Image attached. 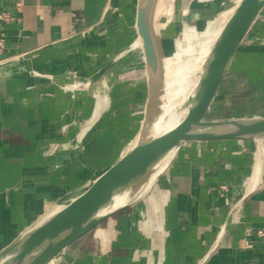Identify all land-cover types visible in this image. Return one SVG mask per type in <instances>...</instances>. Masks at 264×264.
<instances>
[{
	"label": "crops",
	"instance_id": "obj_1",
	"mask_svg": "<svg viewBox=\"0 0 264 264\" xmlns=\"http://www.w3.org/2000/svg\"><path fill=\"white\" fill-rule=\"evenodd\" d=\"M15 1L0 0V14L13 16L0 25V250L120 159L147 99L142 53L133 47L137 0H23L18 14ZM258 40L264 7L237 49L250 50L245 41L259 49L253 83L231 85L227 76L207 112L214 105L216 115L226 108L229 116L208 120L264 117ZM128 75L136 89L122 84ZM72 79L76 90L66 87ZM87 80L93 93L79 92ZM236 92L258 103L222 107ZM258 231L264 233V138L186 141L163 158L131 206L48 264H264Z\"/></svg>",
	"mask_w": 264,
	"mask_h": 264
},
{
	"label": "water",
	"instance_id": "obj_2",
	"mask_svg": "<svg viewBox=\"0 0 264 264\" xmlns=\"http://www.w3.org/2000/svg\"><path fill=\"white\" fill-rule=\"evenodd\" d=\"M161 0H137L135 30L141 42L147 99L138 134L128 150L87 191L0 250V264H48L68 245L131 206L155 166L186 141H254L264 138V117L208 120L205 115L237 49L264 7L243 0L234 19L217 38L205 69L202 95L177 125L159 135L152 125L163 113L166 62L157 30ZM124 197L122 200H118ZM118 200V201H117Z\"/></svg>",
	"mask_w": 264,
	"mask_h": 264
},
{
	"label": "rangeland",
	"instance_id": "obj_3",
	"mask_svg": "<svg viewBox=\"0 0 264 264\" xmlns=\"http://www.w3.org/2000/svg\"><path fill=\"white\" fill-rule=\"evenodd\" d=\"M242 2L243 0H161L165 11L163 10L164 13L161 12L156 19L158 34L165 57L171 61V65L169 63L171 72L175 78L179 79L174 78L176 83L173 89L174 104L180 108L182 113H185H183L185 116L193 110L202 95L205 69L208 68L211 61L213 46L223 30L234 19ZM228 17L229 19L226 20ZM246 44L245 41L242 47H248L250 50L244 52L241 48L237 51L227 72L229 79L232 78L231 85L246 79L252 85L253 72L257 68L255 66L262 61L259 49L255 51L252 44L250 46H246ZM256 44L258 47H264V40H258ZM133 47L136 48L135 43H133ZM173 63L175 65H172ZM122 79L123 85L130 82L132 88H137V83L130 81L132 76L128 75ZM227 83L228 81L223 82V85H227ZM232 88L234 89V87ZM79 89V92L90 93L93 84L89 80L83 81V85ZM245 98H249L247 92H236L225 97L226 101L223 102L222 107L229 105L234 110H238L244 104L258 103L256 99L252 102L248 101L249 103L244 102ZM256 98H260V96ZM260 101L264 103V100ZM214 109L213 105L211 111L206 113L205 119L229 116L226 108H223L224 112L221 111L218 115ZM259 109L264 111V107ZM141 117V111L135 110L133 119L136 125H139ZM61 208L50 214V217Z\"/></svg>",
	"mask_w": 264,
	"mask_h": 264
},
{
	"label": "bare ground",
	"instance_id": "obj_4",
	"mask_svg": "<svg viewBox=\"0 0 264 264\" xmlns=\"http://www.w3.org/2000/svg\"><path fill=\"white\" fill-rule=\"evenodd\" d=\"M205 1H207V0H205ZM163 6L164 5H162V4L159 5L158 12H157L158 17H159V14L161 12L164 13L163 10L165 8ZM169 16H170V14H169ZM162 24H164V23H162ZM157 30H158V28H157ZM135 47L138 48L141 51V53H142L141 42H140L138 37L136 38V41H135ZM141 58H142V61H143V54H142ZM174 81H175V79H174V76H173V74L171 72V66L169 65V63L167 61L166 62V86H165V89H164V96H163V101L164 102H163V106H162L163 113L157 119V121H155L154 124L152 125L151 131H152L153 135H159V134L164 133L165 131L171 129L172 127L177 125V123H179L180 120L185 116L184 115L185 113L183 112L184 113L183 114L181 112L180 108L174 104L173 89L176 86V83ZM77 86H78L77 81L73 80V79H72V82L69 85H66V87H68V88L70 87V88L75 89V90L77 89ZM259 161L260 160L258 159L257 162H259ZM162 162H163V159L155 166V168L151 172V174H150V176H149V178H148V180L146 182V185L151 183L156 170L160 168V165L162 164ZM255 164H254V166H256ZM254 168H256V167H254ZM254 168H253V170H254ZM256 169H258V168H256ZM259 170H260V168H259ZM258 173H259V171H258ZM251 180H253V179H251ZM252 186H250V188H252ZM122 199H124V197H122V198H120L118 200H122Z\"/></svg>",
	"mask_w": 264,
	"mask_h": 264
},
{
	"label": "built area",
	"instance_id": "obj_5",
	"mask_svg": "<svg viewBox=\"0 0 264 264\" xmlns=\"http://www.w3.org/2000/svg\"><path fill=\"white\" fill-rule=\"evenodd\" d=\"M22 3H23V0H16L15 1V8H16L17 14L19 13V10H20V7L22 6ZM12 19H13L12 15L2 13V14H0V25L2 23L8 22ZM3 51H4V40H3V38H0V56L3 54ZM257 237L264 239V233H262L261 231H258Z\"/></svg>",
	"mask_w": 264,
	"mask_h": 264
}]
</instances>
